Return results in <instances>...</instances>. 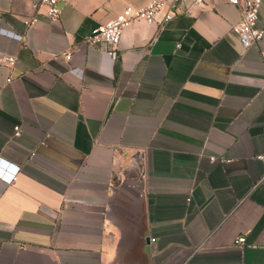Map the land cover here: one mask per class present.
<instances>
[{
  "label": "crops",
  "instance_id": "1",
  "mask_svg": "<svg viewBox=\"0 0 264 264\" xmlns=\"http://www.w3.org/2000/svg\"><path fill=\"white\" fill-rule=\"evenodd\" d=\"M38 1L0 0V264H264V33L178 3L111 57L92 29L149 0Z\"/></svg>",
  "mask_w": 264,
  "mask_h": 264
},
{
  "label": "built area",
  "instance_id": "2",
  "mask_svg": "<svg viewBox=\"0 0 264 264\" xmlns=\"http://www.w3.org/2000/svg\"><path fill=\"white\" fill-rule=\"evenodd\" d=\"M59 0H39L34 3V8L41 5L45 7V15L50 20H57L60 16L58 8ZM208 0H149L143 6H125L119 13L105 23L99 24L92 29L87 38V42L99 48L100 52L111 57L118 56L119 44L122 37V32L125 27L130 26L136 21H144L146 23H166L174 16V7L178 3H184L185 6H200ZM230 4L238 6L241 10V17L234 25L233 29L238 35L240 45L247 48L250 45L257 43L263 37L264 30L256 26V19L261 0H226ZM27 28H32L37 22V16L33 15L25 21ZM71 52H63L64 59L69 62L71 60ZM3 61L8 66L15 64L16 58L12 55L4 56ZM22 131L20 125L14 126L13 136H19ZM31 159L37 158V153L30 154ZM264 163V154L257 156ZM213 159V158H212ZM12 168V167H11ZM18 166H13L12 172L7 180L8 184H12L16 179ZM64 201H71V198H64ZM242 246L245 242L244 236H239L236 241Z\"/></svg>",
  "mask_w": 264,
  "mask_h": 264
},
{
  "label": "water",
  "instance_id": "3",
  "mask_svg": "<svg viewBox=\"0 0 264 264\" xmlns=\"http://www.w3.org/2000/svg\"><path fill=\"white\" fill-rule=\"evenodd\" d=\"M146 241L149 242V238H146Z\"/></svg>",
  "mask_w": 264,
  "mask_h": 264
}]
</instances>
